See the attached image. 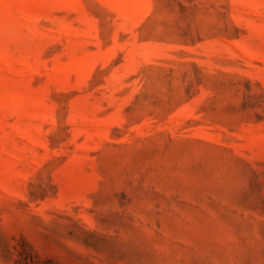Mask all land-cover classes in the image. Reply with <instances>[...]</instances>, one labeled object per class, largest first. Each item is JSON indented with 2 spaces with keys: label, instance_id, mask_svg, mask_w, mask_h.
<instances>
[{
  "label": "rangeland",
  "instance_id": "obj_1",
  "mask_svg": "<svg viewBox=\"0 0 264 264\" xmlns=\"http://www.w3.org/2000/svg\"><path fill=\"white\" fill-rule=\"evenodd\" d=\"M0 264H264V0H0Z\"/></svg>",
  "mask_w": 264,
  "mask_h": 264
}]
</instances>
